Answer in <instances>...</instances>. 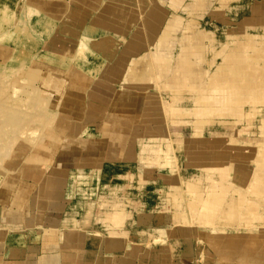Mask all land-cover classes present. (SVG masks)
Returning a JSON list of instances; mask_svg holds the SVG:
<instances>
[{"label":"crops","instance_id":"0c3cea01","mask_svg":"<svg viewBox=\"0 0 264 264\" xmlns=\"http://www.w3.org/2000/svg\"><path fill=\"white\" fill-rule=\"evenodd\" d=\"M244 1H25L3 72L44 118L0 171V264H177L187 240L218 264H264V224L233 225L241 207L264 212V114L238 135L244 108L264 113V47L212 52L197 22L181 30L188 15L264 19V0Z\"/></svg>","mask_w":264,"mask_h":264},{"label":"rangeland","instance_id":"374dc122","mask_svg":"<svg viewBox=\"0 0 264 264\" xmlns=\"http://www.w3.org/2000/svg\"><path fill=\"white\" fill-rule=\"evenodd\" d=\"M4 1V2H3ZM0 0V171L2 170V173L8 172L11 169V166L13 167V163H17L24 153L25 145L24 141L22 140V133L24 129L30 125L31 117L33 116L36 118L37 116L40 118H44V114H40L38 112V109L43 103L36 104L33 100L29 99H23L16 102L11 101L10 94L11 90L9 87L10 80L12 78V74L9 72L4 73L3 69L5 68V64H8L10 61H7L9 57V49L11 45L13 44V40L15 38V35L18 33L19 28V12L25 4L26 0ZM222 3L224 0H219ZM226 2L231 1L236 8L238 9L240 6L244 4V0H225ZM213 2V1H212ZM212 2L209 1V3ZM216 4V1L214 2ZM259 3V2H258ZM239 14L235 15L236 12L231 16L233 19H224L225 22H219V23H207L208 21L211 22L210 19H204L203 22L199 23L198 19H194L192 15L185 16L183 19L185 22V27L183 33L188 34L189 37L192 36V31H201V32H210L213 35V38L215 40L211 42H207L206 46L209 48L210 51L215 52V48L221 52L223 45L229 46L230 48H237L239 45H242L243 39L246 36L252 37L256 40H261V43L264 47V19H259L261 10L258 9V13H255V19H244L242 16V13L240 14V10H238ZM195 16V15H193ZM264 18V17H263ZM197 22L199 28L197 29V25L194 26V23ZM193 27V28H192ZM180 33V32H178ZM177 33V34H178ZM209 43H214L213 46H210ZM103 48L109 50L110 43L108 41H102ZM217 51V53H218ZM209 59L210 57L207 56ZM210 60V59H209ZM221 63V58L219 59V64ZM210 64V63H209ZM209 64L205 62V69L212 70V72L215 70L216 66L213 65L212 68H210ZM193 74V75H192ZM197 74L195 71H190L186 77L191 78V80H196L197 76L194 75ZM13 75H15L13 73ZM207 79V78H206ZM215 99L224 97L223 94H218L214 96ZM34 102V103H33ZM221 104V103H220ZM171 104H168V107H170ZM220 106L221 105H216ZM251 107L244 108L242 110V113L240 112L239 117H243L245 110L249 111ZM248 109V110H247ZM262 112V111H261ZM260 112V113H261ZM33 118V119H34ZM194 119L188 117L187 118V127L192 129ZM172 122H176V120L173 118ZM179 124H172V127L178 126ZM260 125V123H259ZM252 124H248V129L250 130ZM220 128H223L225 126H222L219 124ZM239 128L246 129V125L239 126ZM201 133V132H200ZM248 137V133H243L241 137ZM262 139V137L256 136V139ZM23 142H22V141ZM24 145V148H23ZM175 149V152H177L178 146L173 147ZM23 149V150H22ZM179 151V150H178ZM233 159L231 158V161ZM252 163V162H251ZM1 173V172H0ZM252 177V183L249 186V190L254 189V187H257V184L255 181H259L258 176ZM251 182V181H250ZM262 191V194L264 193V188L259 187ZM254 193V192H253ZM264 196V195H263ZM238 198V196H235ZM254 200V199H253ZM256 201L252 204L257 205L259 203L264 204V201L255 199ZM263 206V205H262ZM243 210V207H241ZM240 208V209H241ZM238 210V219L234 226H244V225H261V220L264 219V212H256L253 210H249L247 212L246 210L244 212H239ZM223 218V217H222ZM222 218L217 219L218 221L215 222L216 226L218 224H223L225 221L222 220ZM264 224V223H263ZM262 224V225H263ZM227 225V224H223ZM229 225V226H233ZM208 226H211L210 224ZM24 239V235L21 234L17 237H11L10 244H15L16 242H21ZM185 246V254L184 258L179 261L177 264H208V260L214 261L212 264H218L215 258L212 256L210 251L204 246L202 242H194L192 244V241L187 240ZM202 245V246H201ZM194 246V248H193ZM202 249H201V248ZM205 247V248H204ZM200 251V255H199ZM207 251V253H204ZM198 253V254H197ZM208 254V255H207ZM207 255V256H206ZM201 257V258H200ZM204 259H206L204 261Z\"/></svg>","mask_w":264,"mask_h":264},{"label":"bare ground","instance_id":"6f19581e","mask_svg":"<svg viewBox=\"0 0 264 264\" xmlns=\"http://www.w3.org/2000/svg\"><path fill=\"white\" fill-rule=\"evenodd\" d=\"M3 1V0H2ZM4 2V1H3ZM51 12V11H50ZM164 15V14H163ZM153 18H155V17H153ZM156 22V21H155ZM153 24H155V23H153ZM147 25V24H146ZM148 25H149V23H148ZM145 26V25H144ZM150 27V26H149ZM149 29V28H148ZM137 67V66H136ZM103 69V68H102ZM182 75V74H181ZM193 75V74H192ZM194 75H196V76H198V74H194ZM90 97V96H89ZM44 104L43 105H41L40 107H39V109H38V112L40 113V114H44L43 112H44ZM262 107V106H261ZM42 108V109H41ZM248 110V109H247ZM262 111V109H259L258 107L257 108H254V107H251L250 108V110L249 111H246L245 110V112H244V115H243V117H242V120H243V122H242V124L240 125V126H242L243 124L244 125H246L247 126V128L246 129H243V128H241L240 130H238V135H242L243 133L245 134V133H249L251 130H253V128L256 126V124L259 122V120H260V118L263 116V111ZM261 112V113H260ZM83 116V115H82ZM248 124H252V126H251V128H250V130L248 129ZM68 132V131H67ZM181 147H178L177 148V150L176 151H178L179 149H180ZM69 158V157H68ZM67 160V159H66ZM57 176V175H56ZM250 201V200H249ZM256 200H254L253 202H255ZM243 203H244V201H243ZM241 204H242V202H241ZM244 206V205H243ZM251 206V205H250ZM253 206V205H252ZM262 207V206H261ZM253 208V207H252ZM253 210V212H254V210L255 209H252ZM247 212H249V210L247 211ZM161 213V212H160ZM264 223V219L263 220H261V224H263ZM192 244H193V241H192ZM187 244H186V241H185V246H186ZM202 246V245H201ZM186 248H187V246H186ZM185 248V249H186ZM193 248H194V246H193ZM201 248V247H200ZM205 248V247H204ZM202 249V248H201ZM204 253H207V251H205ZM198 254V253H197ZM199 255H200V251H199ZM208 255V254H207ZM206 255V256H207ZM201 258V257H200ZM206 259H204V261H205ZM211 260V259H210ZM210 260H208V264H212L213 262L212 261H210Z\"/></svg>","mask_w":264,"mask_h":264}]
</instances>
